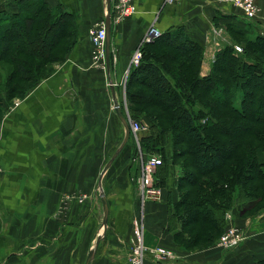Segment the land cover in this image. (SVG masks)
Here are the masks:
<instances>
[{"label":"crops","instance_id":"obj_1","mask_svg":"<svg viewBox=\"0 0 264 264\" xmlns=\"http://www.w3.org/2000/svg\"><path fill=\"white\" fill-rule=\"evenodd\" d=\"M72 13L78 26L77 42L66 60L23 98L16 100L0 122V264H129L128 239L139 202L130 175L131 147L121 150L101 176L124 129L114 111L113 95L126 115L122 79L134 49L151 26L161 33L183 26L192 40L204 44L200 75L210 72L216 52L234 44L229 30L264 36V0L246 19L226 0H133L135 11L118 24L110 23V73L92 65L88 28L106 17L105 0H45ZM12 0H0V7ZM229 27V28H228ZM210 44V45H209ZM111 82V84H110ZM12 105V104H11ZM148 133L141 131L140 137ZM170 154V146L167 145ZM129 165V166H128ZM174 167H169L161 199L144 208L148 246L174 251L182 264L197 261L173 240L175 225L168 199H175ZM99 184L108 204L106 229ZM83 194L86 197L80 201ZM246 232L244 254L223 260L253 264L264 249V210L239 218ZM99 239L97 247H95ZM259 242V243H257ZM213 247L212 251H220ZM237 250V251H238ZM211 258L220 263L218 252ZM262 254L257 255L260 256ZM228 258V256H227ZM219 260V261H218Z\"/></svg>","mask_w":264,"mask_h":264},{"label":"trees","instance_id":"obj_2","mask_svg":"<svg viewBox=\"0 0 264 264\" xmlns=\"http://www.w3.org/2000/svg\"><path fill=\"white\" fill-rule=\"evenodd\" d=\"M9 3L0 7V44L15 31L22 38L13 37L8 48H0V61L14 65L0 90V122L12 98H23L49 76L51 70L41 72L64 61L78 38L75 16L62 7H50L45 0H12L15 8L8 9ZM229 32L234 44L216 52L205 76L199 69L204 44L192 40L183 26L145 43L139 64L127 71V110L149 121L140 145L145 154L161 158L156 177L162 190L174 167L177 198L169 196L168 214L175 225L174 242L186 249L213 245L236 199L242 218L264 210V36L250 37L236 27ZM134 87L138 91L132 92ZM128 146L130 164L135 153L131 136L124 149ZM221 153L226 156L220 158ZM205 160L212 164L204 166ZM190 224H197L194 234L187 232ZM254 264H264V257Z\"/></svg>","mask_w":264,"mask_h":264},{"label":"built area","instance_id":"obj_3","mask_svg":"<svg viewBox=\"0 0 264 264\" xmlns=\"http://www.w3.org/2000/svg\"><path fill=\"white\" fill-rule=\"evenodd\" d=\"M165 4H173L177 0H163ZM179 1V0H178ZM235 8L239 9L246 19H253L257 15L258 7L256 0H226ZM111 22L118 24L126 17H129L135 11L133 0H110ZM88 37L92 43V65L106 70V51H105V21L102 20L95 25L88 28ZM161 32L155 27L151 26L142 37L138 46L131 54L129 66H137L141 58V47L148 42L158 38ZM236 51H241L239 45L234 46ZM129 71V70H128ZM128 72L125 71L122 79L123 92ZM125 99V97H124ZM126 100V99H125ZM124 104L126 105V101ZM129 127L130 136L135 146V153L133 154L132 164L136 165V171L130 175V182L135 187L138 202L139 212L132 219L131 234L128 239V263L129 264H182L178 261V257L174 251L161 245L148 246L145 241V227H144V208L148 202H157L161 199L162 188L158 185L156 173L157 167L161 164V158L157 154H145L140 145V132L142 125L129 118L126 114ZM1 171V165H0ZM86 197L83 194L80 201ZM228 229V228H227ZM245 238L244 231H239L235 227H229L224 231L218 239L217 245L222 249L234 248Z\"/></svg>","mask_w":264,"mask_h":264},{"label":"rangeland","instance_id":"obj_4","mask_svg":"<svg viewBox=\"0 0 264 264\" xmlns=\"http://www.w3.org/2000/svg\"><path fill=\"white\" fill-rule=\"evenodd\" d=\"M9 1V0H8ZM256 6H257V3H256ZM258 7V6H257ZM22 32L21 31H15V32H12V35L11 34H9V36H8V40H5L3 43H1L0 44V48H2V49H6V48H8V45H9V40H12V38L13 37H17V38H22ZM48 42H50V40L48 41ZM64 43H61V44H59V45H57V46H55L56 48H55V50L53 51V55H56L57 56V51L58 52H60V50H61V47H59L60 45H63ZM41 48H45L46 47V44H41ZM71 51V50H70ZM70 51H69V53H70ZM69 53L67 54V56H66V58L68 57V55H69ZM66 60V59H65ZM64 60V61H65ZM33 61H35V62H37L35 59H33L32 60V62ZM64 61H62V62H53V63H50L49 65H47L46 66V68L44 69V71H42L41 72V69H40V72L41 73H45V72H50V70L52 71V72H54L55 71V69L59 66V65H61V63H63ZM14 65H13V63H11V62H7V61H0V90L1 89H5L4 88V86H5V80L7 79V77L6 76H8L9 75V73L11 72V70H12V67H13ZM23 85H25V86H27L25 83H23L22 84V87H23ZM133 89V91L132 92H134V91H138V88L137 87H134V88H132ZM141 90H146V88H141ZM18 96V97H17ZM17 96H14L13 98H12V100H11V102L9 103L10 105V107L11 106H13V103L16 101V100H18V99H21L19 96V94L17 95ZM124 97H125V88H124ZM12 104V105H11ZM236 105H238V100L236 101ZM6 109H9V107L7 106V107H5ZM125 108H126V113H127V115L129 116V118L130 119H132V120H136V121H138L141 125H142V131H149V121H148V119L145 117V116H143V115H140L139 117H140V119L141 120H138L137 119V116H132V117H134V118H132L131 116H130V114L128 113V110H127V105H125ZM223 156H226V154H224V153H221V154H219V157L220 158H223ZM208 159H210V158H208ZM215 163V162H214ZM208 164H212V162H207L206 160L204 161V166H206V165H208ZM192 170V169H191ZM192 171H194V170H192ZM177 198V194H176V190H175V199ZM240 198H238V199H236V201L233 203V206H232V208H230L228 211H226V213H224V215H223V217H224V220H225V224H226V229L224 230V231H226V230H228L229 229V227H235V228H237L239 231H244V228L241 226V224H239L238 222H239V218H240V216H239V214H238V209H239V206H240ZM148 203H150V202H148ZM183 210V209H182ZM182 210H180L181 212H182ZM258 215V214H257ZM242 218V217H241ZM246 218V217H245ZM145 223V222H144ZM144 227H145V224H144ZM196 227H197V224H190V226H188L187 227V229H188V234L190 233V234H194L195 232H196ZM228 228V229H227ZM223 231V232H224ZM222 232V233H223ZM244 233H245V238L244 239H246V232L244 231ZM222 235V234H221ZM220 235V236H221ZM220 236L216 239V241H215V243L213 244V245H208L207 243H202V245L201 244H197V245H189V249H191V250H188V248L186 249V248H184V246L182 245V244H180L179 242H176V244H177V246H179V247H181L183 250H185L186 252H191V254L193 255V257H194V261H197L198 259H199V257L200 256H202V253H204L203 254V256H204V259H206L205 260V262H203L204 264H218V262L216 263V260L215 261H213L212 262V260H211V258H214L213 256H216L215 254H217L218 252L220 253V255H222V258L221 259H219V260H221L220 261V263L219 264H224V261L223 260H226V259H229L230 258V260H231V262L233 263V257H240L241 256V254H244V250L242 251V252H240L238 249L239 248H241V244H243V242L245 241L244 239V241L242 240L240 243H239V245H237L236 247H234V248H227V249H220L219 248V250L220 251H212V248L213 247H217L218 245H217V242H218V239L220 238ZM174 240V239H173ZM262 242H260V243H263L264 241L263 240H261ZM257 243H259V242H257ZM259 243V244H260ZM186 245V244H185ZM219 247V246H218ZM238 250V251H237ZM259 254H262V255H260V256H258L257 257V255H259ZM257 255L256 256H254L253 257V259H255V258H257V260H258V258H263L264 257V249H261L260 250V252H258L257 253ZM227 256H228V258H227ZM226 258V259H225ZM218 260V261H219ZM254 261L255 260H253V264H254ZM237 264H249L248 263V261L246 262V263H243L242 261L241 262H238Z\"/></svg>","mask_w":264,"mask_h":264},{"label":"water","instance_id":"obj_5","mask_svg":"<svg viewBox=\"0 0 264 264\" xmlns=\"http://www.w3.org/2000/svg\"><path fill=\"white\" fill-rule=\"evenodd\" d=\"M106 1V17H105V32H106V39H105V51H106V69H107V73L109 76L110 73V66H109V45H110V23H111V12H110V0H105ZM111 84V82H110ZM112 85V84H111ZM116 97L115 95H113V102H114V111L115 114H117L118 118L120 119V122L123 126L124 129V134L121 140V143L119 144V146L115 149V151L112 153V156H110L109 160L107 161V163L105 164V166L103 167V169H101L102 174L106 171L105 169H107L111 163L114 161V159L118 156V154L121 152V150L125 147V145L127 144L129 138H130V127H129V122L127 119V116L124 115V113L122 112L121 106L120 104L115 100ZM99 190H100V199L102 202V206H103V214H102V227L103 230L106 229L107 226V221H108V204H107V200H106V196L104 194V191L102 189V186L99 184ZM99 242V239H97L96 245L95 247H97ZM93 255V251H91V253H89L86 261L84 264H88L89 261L91 260Z\"/></svg>","mask_w":264,"mask_h":264},{"label":"bare ground","instance_id":"obj_6","mask_svg":"<svg viewBox=\"0 0 264 264\" xmlns=\"http://www.w3.org/2000/svg\"><path fill=\"white\" fill-rule=\"evenodd\" d=\"M210 45V44H209Z\"/></svg>","mask_w":264,"mask_h":264}]
</instances>
